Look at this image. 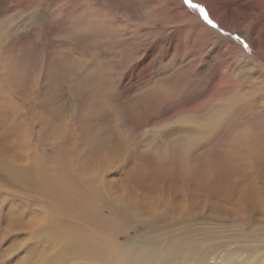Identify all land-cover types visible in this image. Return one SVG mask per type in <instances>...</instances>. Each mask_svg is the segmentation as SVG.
Listing matches in <instances>:
<instances>
[{
    "label": "rangeland",
    "instance_id": "1",
    "mask_svg": "<svg viewBox=\"0 0 264 264\" xmlns=\"http://www.w3.org/2000/svg\"><path fill=\"white\" fill-rule=\"evenodd\" d=\"M213 1L191 0L196 7H190L185 0H0V149L10 140L12 145L29 143L27 152L36 150L47 172L57 176L56 163L47 155L62 139L67 153L75 149L78 158H90L84 163L89 171L96 170L101 158V163L115 165L114 170L124 163L141 166L149 181H157L163 167L158 151L192 137L199 153L189 162L188 175L179 178L181 164L175 160L174 171L169 169L167 175L172 176L167 180L171 184L165 182L163 190L168 195L176 190L179 199H198L203 206L199 202L200 209L196 207L195 223L200 224L194 225H208L200 210L208 216L211 199L197 189L196 171L230 163L231 149H264V0L255 15L245 12L232 23L213 14L211 6H222ZM225 7L236 11L239 5ZM217 118L218 130H211L208 122ZM17 127H23L22 132L11 139ZM209 129L207 138L201 137ZM104 138L111 142L105 154L100 141ZM14 188L0 179V264H16L25 256L20 244L27 245L28 236L23 233L19 239V229L8 236L4 220L14 206L28 201L24 197L31 198ZM92 207L90 223L82 229L119 254L147 242L159 247L154 237L167 240L189 226H178L167 213L160 214L159 221L144 215V222L131 230L120 221H103ZM53 212L60 215L59 210ZM67 220L78 227L75 218ZM33 242L46 243L43 238ZM52 254L55 249H43L31 261L38 264L43 255ZM255 255L259 262L264 260V247L244 256Z\"/></svg>",
    "mask_w": 264,
    "mask_h": 264
},
{
    "label": "bare ground",
    "instance_id": "2",
    "mask_svg": "<svg viewBox=\"0 0 264 264\" xmlns=\"http://www.w3.org/2000/svg\"><path fill=\"white\" fill-rule=\"evenodd\" d=\"M214 1L221 3L222 6H211L213 14L219 19H226L228 23H232L236 22L237 18L245 12L255 15L262 0H252V4L249 2V4H246L245 0ZM224 2L229 3V5ZM232 4L239 5L236 11L225 7L228 6L229 8ZM220 21L222 20L220 19ZM221 110L230 111V108L223 107ZM17 111L19 112V110ZM6 113L8 115L7 111ZM16 117L19 118L20 116ZM4 118H6L5 115ZM53 118H55L54 115ZM61 119L64 120L62 117ZM214 120L208 122V127L211 130L216 129L220 123L218 118L215 121L216 123ZM12 124H14L13 120ZM19 128L23 127H17V130L11 133L13 134L10 136L11 139L20 135L22 131L19 132ZM210 129L203 132L201 137L207 138ZM186 131L189 134L193 133L191 129ZM10 132L8 131L7 134ZM105 139L100 140L101 143L103 141L101 146L105 149L104 154L105 151L108 153V148L111 146V142H105ZM61 140V146L52 145L51 152L54 154L47 155L49 162L56 163L57 176H53L52 172L49 173L50 171L44 168L46 165L40 161L36 150L27 152V149H30L29 143L24 144L25 142L21 143L18 140L19 143L12 145L9 143L14 142V140H10V142H7L6 147L2 146L0 149V179L5 185L15 187L14 189L30 195L28 198H31L24 197L28 201H21L22 203L14 206L15 210H12L13 213L10 218L4 220L7 223L8 236L14 234L12 231L15 232L17 229L20 231L18 233L19 239H21L23 233L28 236L27 245L20 244V247L25 249V256L23 260L19 263L16 262V264H35L31 259L47 248L55 249L56 254L43 255L42 262L38 264H184V262L186 264H264V260L260 262L257 260V255L254 257L244 256L252 250L264 247V149H262V146L258 149H231L232 151H227L228 155L226 154L230 159V163L218 166L209 164L210 166L204 167L205 169L202 171L199 169L201 172L196 171L197 174L199 173L198 178L194 179L195 182H199L196 185L199 187L197 189L202 191L204 189L203 192H206L205 194H208L211 199L210 201L207 200L211 204L208 206V216L204 210H202L204 211L202 213L200 210L205 224L209 223L201 227V225H194L200 224V222L195 223L197 217L196 207L199 208L198 205L201 203L198 202V199L193 201H188L186 197L185 199H179L176 190L171 195H168L169 192L166 193L165 189L163 190V184L168 183L167 180L172 177L167 175L169 169L172 172L174 171L172 164L175 163V160L181 164L179 169L182 170L183 176L180 172L179 175L181 174V176L179 178L188 175L187 172L190 169L188 164L192 161L193 156L199 153V149H194L197 145L196 139L192 137L184 138V140L174 142L163 149H157L159 150L157 161L159 165L163 166L160 171L162 176L159 175L160 178L157 176V179H159L157 181H149L150 178L145 176V168L141 166L124 163L114 170L115 165L108 164L109 161L101 163V158L99 166L95 167L96 170L89 171L88 166H85V162H89L90 158L87 156L83 159H81L82 156L78 158L79 150L75 149L67 153L66 149H63L64 142H61ZM201 154V156H204L203 153ZM27 162L29 165H23ZM52 164L51 166H53ZM64 165H67V169ZM175 172L177 173V171ZM109 173H111L110 178ZM189 174H192L191 170ZM161 177L162 180H160ZM171 182L175 185V182ZM195 184L193 186L196 188ZM169 186L168 188H170ZM193 191L195 192H193L194 195L200 192L199 190L197 192L196 189ZM172 192L174 191L172 190ZM92 206L96 208H94V211L97 216L101 213L100 216L103 221L108 219L114 222L120 221L131 230L135 229L138 222H144V215L150 220H153L156 216L157 221H159V215L163 216L167 213L172 214L173 219L178 222V226H188V224L189 226H186L187 228L183 230L181 229L179 233H171L173 236L167 240L160 238V236L159 238L154 237L155 241L160 242L159 247L147 242L142 246L133 245L131 249H125L119 254L118 250L114 252V250L103 247L99 239L87 230L82 229V227H85L86 222L90 223L88 215H91L89 213L93 211L90 210V208H93ZM20 208H25V210L20 211ZM53 208L60 211L58 217L55 216ZM32 212L34 215H37L36 212L41 214L37 215L39 218L36 219L31 216ZM27 215L31 216L29 222H25ZM69 216L76 219L74 222L79 224L78 227L71 225L70 221L67 220ZM206 219H208V222H206ZM36 238H43L46 243L33 242ZM203 246H205L204 249ZM158 250H161V254L158 253ZM160 255H162L161 258Z\"/></svg>",
    "mask_w": 264,
    "mask_h": 264
},
{
    "label": "snow or ice",
    "instance_id": "3",
    "mask_svg": "<svg viewBox=\"0 0 264 264\" xmlns=\"http://www.w3.org/2000/svg\"><path fill=\"white\" fill-rule=\"evenodd\" d=\"M185 3L189 4L190 7H196V5H194V4L191 3V0H185ZM200 11H201V14L203 15L204 19H205L209 24H211L212 21L209 20V18H208V14L204 11V9L201 8ZM213 27H215V25H213ZM237 39L239 40L240 38L237 37ZM244 47L247 48L248 45H247V44H244Z\"/></svg>",
    "mask_w": 264,
    "mask_h": 264
}]
</instances>
